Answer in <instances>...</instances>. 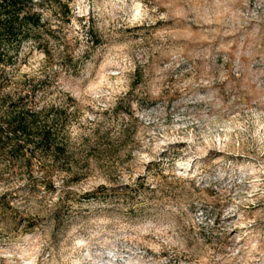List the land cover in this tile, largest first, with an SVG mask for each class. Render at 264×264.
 Returning a JSON list of instances; mask_svg holds the SVG:
<instances>
[{"label": "rangeland", "instance_id": "obj_1", "mask_svg": "<svg viewBox=\"0 0 264 264\" xmlns=\"http://www.w3.org/2000/svg\"><path fill=\"white\" fill-rule=\"evenodd\" d=\"M31 1L0 123L63 151L0 152V264H264V0Z\"/></svg>", "mask_w": 264, "mask_h": 264}, {"label": "trees", "instance_id": "obj_2", "mask_svg": "<svg viewBox=\"0 0 264 264\" xmlns=\"http://www.w3.org/2000/svg\"><path fill=\"white\" fill-rule=\"evenodd\" d=\"M58 4L61 8L64 7L61 16V19L64 20L69 12L68 5L67 3H61L60 0H58ZM47 22L42 11L38 9V5L31 0H0V51L6 52V48L12 47L16 58L20 46L24 43L39 44L40 34H44L41 30H43ZM6 58L8 59H4V54L0 52V71L2 66L14 61L10 55H6ZM27 94L28 92L24 93V95H19L17 102L11 103L9 110L14 111L9 112L6 121L0 123V152L9 153L11 159L18 158L23 168L29 171L33 164V159L36 158V152L41 153L40 155L50 152L54 162L56 159L58 160V155L63 150L61 145L53 141V133L49 126L39 131L37 130V135L29 134V127L25 122L27 114L24 113V105L21 103ZM15 108H18L19 111L15 112ZM29 113L27 117L31 121H35L37 114ZM19 137H23L24 140H19ZM32 138L38 139V141L34 142ZM30 144L32 146L29 147ZM148 165H153L156 169H159L157 160L149 161ZM142 184L146 183L141 181L135 187L126 185L122 191L120 189H111L108 193L122 194L125 198L132 200L134 193L141 188Z\"/></svg>", "mask_w": 264, "mask_h": 264}]
</instances>
